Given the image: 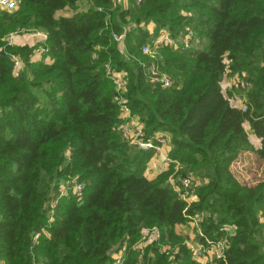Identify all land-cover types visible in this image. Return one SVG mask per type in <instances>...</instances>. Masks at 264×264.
Wrapping results in <instances>:
<instances>
[{"label": "trees", "instance_id": "16d2710c", "mask_svg": "<svg viewBox=\"0 0 264 264\" xmlns=\"http://www.w3.org/2000/svg\"><path fill=\"white\" fill-rule=\"evenodd\" d=\"M78 1L17 0V9L0 14V39L16 29L46 34L40 60L30 59L28 47L0 46V264H113L123 244L121 264H264V179L240 182L231 170L244 152L264 158V0H130L131 8L110 12V0H94L86 13L56 18ZM182 9L193 11L195 22ZM126 18L136 27L122 54L110 33ZM149 23L173 38L186 28L194 33L187 48L157 51L170 88L145 75ZM106 65L126 74L124 97L145 137L168 134V156L182 173L186 166L206 177L196 201L168 186L172 165L145 176L153 152L121 135ZM227 72L246 73L244 111L222 93ZM68 180L81 182L82 197L56 198L50 213L58 184ZM202 211L204 237L216 239L226 223L235 227L224 259L194 260L187 236L175 232L191 228L189 217ZM152 226L160 239L136 252L140 229Z\"/></svg>", "mask_w": 264, "mask_h": 264}, {"label": "built area", "instance_id": "2783aa9c", "mask_svg": "<svg viewBox=\"0 0 264 264\" xmlns=\"http://www.w3.org/2000/svg\"><path fill=\"white\" fill-rule=\"evenodd\" d=\"M131 1L137 4L141 0ZM130 3L131 2L127 3L126 0H110V10H126L128 8V4ZM17 6V0H0V8L2 9L13 11L17 9ZM126 20H128V18H126ZM120 28L121 31H111L110 35L113 41L116 43L120 52L122 54H126V36L135 28V25L133 23H124ZM145 28L152 36L149 43L141 47V54L148 58V62L146 66H144L147 81L148 83L158 85L161 88H170L174 86L173 80L167 74L159 70L156 62L157 51L163 47H172L174 49L182 47L187 48L191 46L194 41V33L191 29L186 28L185 32L181 36H179L178 38H173L166 29L160 28L159 30H157L155 25L152 23H149ZM13 60L14 73L17 74L20 69V62L17 57H14ZM105 74L112 81L114 90L118 96L117 101H119L118 105L120 108L121 118H123L124 120L128 119L127 123L132 121L133 119L130 116V111L128 106L126 105V99L124 97L127 90L126 74L124 72L114 70L110 65L105 66ZM239 84L240 86H247L242 79L239 80ZM240 108L244 111L246 109L245 104L243 103V106ZM127 123H121V135L123 136V138H125L126 141L136 145L139 149L152 150V152L156 154L164 141L166 144H168V139L162 137L160 134H156L149 139L146 138L142 133L141 128H139L134 135H131L130 128L125 126ZM161 138H163L164 141L161 140ZM163 160L165 161V163H167V167H169L170 165L173 166V170L168 177V183L176 193L177 197L187 203L194 201L195 196L193 195V189L198 185L196 184L197 179L191 174H182L183 166L180 165L177 161L169 158L166 152L163 153ZM82 188L83 186L81 182L69 180L66 183L58 184L57 194L59 198L68 196L69 194L81 198L80 196H82ZM55 203L56 198L50 200V213L52 212V208L54 207ZM200 220L201 213L189 217L191 228L188 232L183 231L185 236H187L186 244L192 254V257L194 258V260L201 263L210 259H224L225 252L230 246L229 238L235 232L234 225L228 223L221 225L218 229V234L220 233V235L216 239H210L202 235L200 231ZM191 232L194 235L193 239L190 237ZM149 233L150 243L153 241H157L156 239L160 236V230L157 226H152L148 229L143 228L140 230L142 239H145V237ZM196 236L198 237V239L196 238ZM202 236L203 242H200L199 237ZM36 237L37 235H35L34 239ZM126 246V244H123L118 253H112V258L114 259L113 264H121L123 262L124 253L126 252Z\"/></svg>", "mask_w": 264, "mask_h": 264}, {"label": "rangeland", "instance_id": "374dc122", "mask_svg": "<svg viewBox=\"0 0 264 264\" xmlns=\"http://www.w3.org/2000/svg\"><path fill=\"white\" fill-rule=\"evenodd\" d=\"M126 1H127V3L130 2V0H126ZM93 2H94V0H79L78 3L76 4V6H74L73 8H66V9H63L61 11H58L55 16H56V18L57 17H66V18L76 17V15L78 16V14L86 13V11L89 8H92ZM131 6H132V4H128V8H131ZM110 8H111V6H110ZM110 8L107 10V12L111 11ZM101 9H102L101 7H96L97 11H101ZM4 12L10 13V11L0 8V14H4ZM182 15L192 16L191 20H192V22H195L196 17H195V13L193 11H187V10L182 9ZM126 23H132V22L127 20ZM144 25H145L144 23H140L139 26L142 27ZM135 27H136V25H135ZM45 37H46V34L43 31H41L40 29H27V30H22V29L17 30L16 29V30L9 31L8 33H6L5 35H3L1 37L0 46H4L5 44H8L7 46H11V47H24V46L28 47L32 50L31 54H30V59L34 60L35 53L37 54V53L41 52L40 54L43 57V53H44V50H43L44 43L43 42L45 40L44 39ZM205 42H206L205 39H200V45L201 46H203L205 44ZM45 59L48 60L47 58H45ZM20 69H21V67H20ZM20 69H19V71H20ZM246 77L247 76H246L245 72H236L235 74L234 73L230 74L229 72H227L226 73L227 87L230 86V89H225L224 92H222L223 95L226 98L227 97L229 98V96H230L232 99H234L236 97L242 98V95L240 96V94H242L243 92L246 91L245 90L246 86H240L239 80L246 79ZM111 83H112V81H111ZM112 85H113V83H112ZM113 89H114V87H113ZM114 94H115V102L118 106L119 120H121V123H127L128 119L124 120L123 118H121L120 108L118 105L119 101H117L118 96H117L115 90H114ZM41 100H43V99H41ZM43 102H44V100H43ZM126 105L128 106L127 103H126ZM41 106H42V104H41ZM239 106L242 107L243 103L240 104ZM128 108H129V106H128ZM129 111H130V116L133 120L128 122L125 126L130 128V134L134 135L137 132V130L139 128H141V131L145 136L143 125L141 124V122L139 121L137 116L132 114L130 108H129ZM158 134H160V133H158ZM161 136L165 137L169 140L168 134L161 135ZM161 140L164 141L163 138H161ZM169 150H170V145L166 144L164 141L162 143V145L160 146L159 150L156 152V154H154V153L152 154V156L148 160L147 167H146V170L144 173L147 178H150V179H152V177L155 178L154 176L156 174H158L159 172H161L167 168L168 165L163 160V153L166 152V154H168ZM231 170H232L234 177H236L240 182L257 183V182L264 179V158H258L256 156V154L253 152H244L243 154L240 155V157L234 163H232ZM185 172L187 174L193 175L197 179L196 184H198L197 186H199L198 189L201 187H204L207 184V179H206V177L203 176V174L196 172V171H190V169L186 168V166H185ZM186 173L183 172L182 174H186ZM68 181H66V182H68ZM66 182L62 181V182H60V184L66 183ZM167 184H168V186H170L168 183V178H167ZM195 188L193 189V195L195 196L194 201L197 200L196 193L199 191ZM57 189H58V187H57ZM57 189H56V193L53 195L54 198H59L58 194H57ZM194 191H195V193H194ZM80 197H82V196H80ZM78 199H80V198L78 197ZM207 216H208L207 213L205 211H202L200 222L206 220ZM216 217L217 216H214V218H216ZM261 222H262V220H261ZM145 229H148V228H145ZM189 230H190L189 226L187 224H185V226L177 227L175 229V232L186 238L183 231L188 232ZM159 234H161V232ZM219 235H220V233L218 234V236ZM263 236H264V234H263ZM190 237L192 239L194 238V235L192 232L190 233ZM149 238H150V233L145 237V239H142L141 235H140V231H139V238L133 245L135 248V251L138 253H141L142 250L150 244ZM159 239H160V236L156 240H159ZM260 248H261V252L264 254V248L262 246H260ZM175 249L176 248L172 249L170 247L165 248V250H167L170 253V255L173 254Z\"/></svg>", "mask_w": 264, "mask_h": 264}, {"label": "crops", "instance_id": "0c3cea01", "mask_svg": "<svg viewBox=\"0 0 264 264\" xmlns=\"http://www.w3.org/2000/svg\"><path fill=\"white\" fill-rule=\"evenodd\" d=\"M44 37V36H43ZM45 39V38H44ZM41 52H39V53H35V58H34V61H36V60H40L41 58H42V56H41V54H40ZM19 62H20V60H19ZM20 67H21V65H20ZM19 67V68H20ZM231 81V80H230ZM220 86H221V90H222V92H224V90L225 89H230V86H228L227 87V80H226V74L223 76V78H222V81H221V83H220ZM242 95V98H239V97H236V98H234V99H232L230 96H229V102H230V104L232 105V106H234V107H240L239 105L240 104H242V103H244V96H243V93L242 94H240V96ZM240 103V104H239ZM234 104V105H233ZM243 127H244V129H245V131H246V133H247V135H248V138H249V141H250V143L253 145V147L255 148V149H258L259 148V146H260V140L253 134V132H252V130H251V128H250V124L248 123V122H245L244 124H243ZM160 133V135H166L165 133H162V132H159ZM158 134V133H157ZM165 170H168V167L165 169ZM165 170H163V171H165ZM160 173V172H159ZM157 175V174H156ZM155 175V176H156ZM154 176V177H155ZM153 178V177H152ZM148 179H150V178H148Z\"/></svg>", "mask_w": 264, "mask_h": 264}]
</instances>
